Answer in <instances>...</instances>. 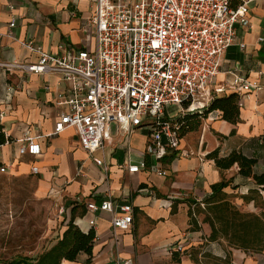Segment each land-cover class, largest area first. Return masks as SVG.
Segmentation results:
<instances>
[{
  "label": "crops",
  "instance_id": "0c3cea01",
  "mask_svg": "<svg viewBox=\"0 0 264 264\" xmlns=\"http://www.w3.org/2000/svg\"><path fill=\"white\" fill-rule=\"evenodd\" d=\"M93 2L0 0V61L35 60L37 54L23 44L25 39L52 52L58 50L60 43L69 44L73 49H92L94 35L90 18ZM11 20L14 24L9 27ZM248 20L246 26L236 25V43L225 50L220 71L210 90L228 85L232 73L244 75L259 87L238 94L239 117L235 123L222 119L221 112L213 110L200 119L195 129L179 135L174 157L169 162L164 159L170 154L163 158L165 176H158L147 168L128 172L123 165L128 154L133 160H149L143 154L145 130L138 128L125 134L115 122H111L103 150L109 162L108 179L104 180L105 173L91 158L88 160L73 128L52 133L54 122L65 110L55 102L57 93L65 86L59 76L0 69V127L12 139L0 144V163L13 176L28 172L38 174L39 192H49L56 198L65 197L59 212L65 211L66 216L57 239L66 228L73 208L74 223L83 231L91 228L87 221L96 217L91 262L86 263L87 256L81 253L76 261L62 260L61 264H115L118 258H131L134 264H195L188 256L182 255L194 245L200 247L201 253L213 256L223 258L229 253L232 264H264V248L251 252L229 247L222 240H207L211 229L208 223L202 222L204 215L198 211L204 208L202 201L211 193V185L229 179L230 183L223 191L230 201L245 212H264V185L260 186L252 177L240 175L236 164L219 169L212 159L206 157L214 149H218L221 156L237 150L255 159V174L264 173L263 0L253 3ZM239 42L244 46L240 47ZM221 95L224 92L214 97ZM27 131L41 147V153L35 157L20 155L16 151ZM137 131L142 133L141 141L134 143L131 138L138 135ZM32 165L38 167L36 173L31 171ZM79 165L83 170L77 175ZM86 176L93 178L84 180ZM106 194H111L118 202H129L133 207L132 227L120 231L116 242L112 237L109 214L91 213L85 206L87 200L100 199ZM189 209L195 212L197 230L190 229ZM192 239L193 243L187 245L186 240ZM176 242H183L184 251L179 261L173 260V251L167 249Z\"/></svg>",
  "mask_w": 264,
  "mask_h": 264
},
{
  "label": "built area",
  "instance_id": "2783aa9c",
  "mask_svg": "<svg viewBox=\"0 0 264 264\" xmlns=\"http://www.w3.org/2000/svg\"><path fill=\"white\" fill-rule=\"evenodd\" d=\"M255 1L94 0L90 18L92 49H73L60 43L52 52L25 39L23 44L37 58L3 60L0 69L59 76L65 86L55 102L65 110L54 122L52 133L73 128L82 150L105 175L109 162L103 150L110 123L115 122L122 133L138 128L146 133L143 154L150 162L135 161L128 154L123 161L126 170L147 168L165 176L163 158L174 153L180 142L179 112L200 111L222 92L241 94L259 87L244 75L232 73L228 85L210 90L225 50L236 43V25L248 24ZM13 24L11 20L8 26ZM239 46L244 44L239 42ZM170 106H176L175 114ZM16 151L35 157L41 147L27 131ZM96 152L101 153L94 155ZM4 167L1 165L0 171ZM82 170L79 165L76 174H82ZM31 171L36 173L38 167L32 165ZM85 206L91 213L109 214L115 242L120 231L132 227L133 207L129 202H118L106 194L87 200ZM95 224L96 217L87 221L89 227ZM167 249L181 253L183 242ZM115 264L134 263L131 258H118Z\"/></svg>",
  "mask_w": 264,
  "mask_h": 264
},
{
  "label": "trees",
  "instance_id": "16d2710c",
  "mask_svg": "<svg viewBox=\"0 0 264 264\" xmlns=\"http://www.w3.org/2000/svg\"><path fill=\"white\" fill-rule=\"evenodd\" d=\"M238 101V94L230 92L214 97L209 105L200 111L185 112L178 116L177 120L180 124L179 135L182 136L185 132L195 129L200 119L213 110H219L222 119L235 123L239 117ZM11 140V137L5 135L0 127V144ZM173 157L174 154L172 153L164 160L169 162ZM206 157L212 159L215 166L219 169H228L236 164L240 175L252 177L257 184L260 186L264 185V173L255 174L253 172L255 159L245 156L240 151L232 150L227 155L221 156L218 149H214L207 153ZM145 161L148 163L149 160L145 158ZM229 183V179H223L212 184L211 193L202 201L204 202V208L198 209L204 215L202 222L208 223L211 229L207 240H222L229 247L259 252L264 248V212L256 214L240 210L228 199V195L223 191V188L228 186ZM244 199L248 200L249 198L244 197ZM193 213L195 214L191 209L188 210L191 223L190 229L197 230L198 224ZM74 216L73 208L61 237L38 255L27 256L16 254L11 258L0 260V264H61L62 260L76 261L81 253L86 254V263L91 262L95 231L92 227L87 231L81 230L74 223ZM180 254L178 251H173L171 258L179 261ZM201 256L205 260V264H232L229 253H226L223 258L206 252L201 253ZM193 260L196 262L198 259L195 257Z\"/></svg>",
  "mask_w": 264,
  "mask_h": 264
},
{
  "label": "rangeland",
  "instance_id": "374dc122",
  "mask_svg": "<svg viewBox=\"0 0 264 264\" xmlns=\"http://www.w3.org/2000/svg\"><path fill=\"white\" fill-rule=\"evenodd\" d=\"M174 109L176 106L169 107L170 111ZM176 112L174 110L173 114ZM137 133V136L131 138L134 143L141 141L142 133ZM105 157L108 159V156ZM90 178L93 177L86 176L84 180ZM65 201V197L56 198L49 192H39L38 174L28 172L13 176L4 168L0 172V260L16 254L33 256L53 244L64 226L66 214L59 210ZM240 210L244 211L242 207ZM186 241L187 245L193 243V239ZM200 251V247L194 245L188 247L187 253L182 255L191 260L196 257L197 262L193 260L195 264H204Z\"/></svg>",
  "mask_w": 264,
  "mask_h": 264
}]
</instances>
